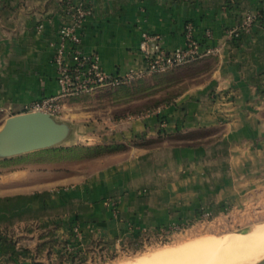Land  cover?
Returning <instances> with one entry per match:
<instances>
[{"label":"crops","instance_id":"1","mask_svg":"<svg viewBox=\"0 0 264 264\" xmlns=\"http://www.w3.org/2000/svg\"><path fill=\"white\" fill-rule=\"evenodd\" d=\"M73 1L91 11L78 30L83 54H98L111 73L142 66L146 32L171 50L185 44L192 24L203 46L221 51L184 66L198 68L188 72L191 83L171 102L144 114L85 121L74 139L119 145L94 157L88 174L62 173L60 164L46 169L32 157L40 150L0 158V233L56 222L58 232L77 228L74 240L83 245L94 239L121 245L155 235L162 225L191 224L206 210L221 214L262 198L264 17L238 39L228 31L247 12L264 10V0ZM64 5L0 0L5 118L59 92L53 57ZM83 95L66 98L62 109H76L73 100Z\"/></svg>","mask_w":264,"mask_h":264},{"label":"rangeland","instance_id":"2","mask_svg":"<svg viewBox=\"0 0 264 264\" xmlns=\"http://www.w3.org/2000/svg\"><path fill=\"white\" fill-rule=\"evenodd\" d=\"M184 66L166 72L147 75L132 83L120 85L118 86L119 88L115 90L112 88L100 89L90 94H84L78 99H74L73 105H79L76 109H60L56 114H52L59 120H64L73 124L74 130L71 137L60 145L33 153L34 155L32 157L36 158L34 161L38 162L40 165L43 164L46 169L56 167L60 164L62 173L65 172V174L68 173V175L69 173H72L73 176L78 174V178L81 174L90 173L95 164L94 159L97 157H91L86 154L85 151L76 152L79 150L73 152L61 149V152L58 153V150H52V148L59 146L70 148L76 145L88 146L89 144L86 143L87 141H85L84 137H78L77 139H74V137L79 128H81L80 130H84L85 121H88L89 118H96L100 121L110 116L126 117L130 115L144 114L167 103L168 100H172L188 87L189 83H191L192 80L187 78L189 77L188 72L192 71L193 68H198H185ZM198 80L199 79L196 81ZM72 117L78 118L79 120H76V122L74 121V124L73 121H71ZM6 119L7 118H5L2 112H0V128ZM97 132L99 133V130ZM97 144L101 143H93L92 145ZM259 194L261 193L259 192ZM260 196H262V198L256 197L254 198L255 200H252V203L241 204L237 206V208H234L235 206L226 208L221 214L210 213L208 216H203L202 213L198 218L193 220L191 224H188L181 230H175L170 233H156L152 236L150 234H145L144 237L132 241L127 240L121 245L118 243L117 245L109 246L104 243L103 251L100 250V247H97V250L92 251L93 253H89L85 262L82 263L160 264V261L162 260L163 264L167 262V264H169L171 262L169 258L173 260V263L175 262L174 258H176V264L180 259L181 264H189V261H191L192 264H199L200 260L202 261L203 258L202 264H204V262L205 264H208L209 258L211 259V257H209L210 255L204 257V253L198 252L200 250H196V246H194L195 248H190L191 252H193V249L195 251L191 254V260L190 255H187L189 260H186L187 256L184 254V257L182 252L187 253V251H185L187 248L185 250L184 248L188 245H195V242H197L196 245L199 246V240H208L212 239V237L217 239L218 242L219 240L224 242L227 240H237L247 233L246 231L263 226L264 192ZM249 199L250 198L247 200ZM57 224L58 223L56 222L46 225L34 223L30 226L31 232H19V230L16 229L9 230L7 233L10 236H14V239H19V243L16 247L13 245H11V247L16 249L22 243L28 245L33 251H35L39 246L40 251L38 252V255L40 256L38 257L39 259H36L40 261L42 260L45 264L56 263L58 261L56 254L52 252L51 255H49L48 248L56 251L60 248V245H54L52 240L49 237L45 238L44 235L46 234L45 232H54L53 229H55ZM5 233L6 232H2V234ZM88 245L84 247H87ZM187 250L189 252V249ZM179 251H181L180 255L182 253V256H180L181 258L174 257ZM175 252L176 254L174 255ZM196 252L198 254H196ZM198 255L200 257H197ZM49 256H51V258ZM84 256L86 255L84 254ZM182 257L185 258H183L185 261ZM192 258L194 260H192ZM27 259L28 261L30 260V258ZM158 259L159 261L157 262ZM164 260L166 262H164ZM209 261V264H212L211 260ZM172 262L170 264H172ZM180 262L178 264H180ZM245 263L250 264L249 261L244 263L241 262V264Z\"/></svg>","mask_w":264,"mask_h":264},{"label":"built area","instance_id":"3","mask_svg":"<svg viewBox=\"0 0 264 264\" xmlns=\"http://www.w3.org/2000/svg\"><path fill=\"white\" fill-rule=\"evenodd\" d=\"M66 20L58 30V41L53 61L57 70L60 90L57 94L34 101L24 112L43 111L56 114L62 109L64 100L72 95L90 94L105 87H115L132 83L147 75L166 72L184 66L194 61L214 56L220 53L221 46L207 45L195 36L194 26L188 24L185 29V44L174 49L163 48L157 41V36L143 33L140 47L144 62L140 67H131L121 73H111L103 68L98 54H83L81 35L78 32L90 9L79 1L68 0L64 5ZM260 15L247 12L244 21L238 27L228 31L231 39H238L242 32L249 30ZM208 35L211 33L208 31ZM210 212L204 211L203 216ZM187 224L171 223L162 225L158 233L181 230ZM78 232V229H74Z\"/></svg>","mask_w":264,"mask_h":264},{"label":"trees","instance_id":"4","mask_svg":"<svg viewBox=\"0 0 264 264\" xmlns=\"http://www.w3.org/2000/svg\"><path fill=\"white\" fill-rule=\"evenodd\" d=\"M65 4L67 0H64ZM260 15L259 18L264 17V10L258 13ZM177 97V96H176ZM175 98V97H174ZM173 98V99H174ZM172 99V100H173ZM172 100H168L167 103ZM166 104V103H165ZM164 105V104H163ZM139 113V112H138ZM119 148L118 144L113 145H80L73 146L70 148H66L59 146L52 148V150H58L57 152H61V149L70 150V151H85L91 157H98L106 152L117 150ZM60 224H57L54 232H45V238L49 237L54 245L59 244L60 248L55 250H51L48 248V254L51 255L52 252L56 254L57 262L50 264H84L85 260L88 257L89 253H93L92 251H96L97 247L101 248L103 251L104 242L102 239L92 240L91 243L87 246L81 244L80 242L74 240L77 237L78 232L74 231V227H71L70 232H58ZM19 243V239H14V236H10L7 232L5 234L0 233V264H45L38 257V252L40 251V247L38 246L35 251H33L28 245L20 244L18 248H13L11 245L15 246ZM2 244V245H1ZM4 245V246H3ZM6 245V246H5ZM8 246V247H7ZM27 253V254H26ZM54 254V255H55ZM84 254L86 256H84ZM51 258V256H49ZM27 258H30L28 261ZM37 258V259H36Z\"/></svg>","mask_w":264,"mask_h":264},{"label":"water","instance_id":"5","mask_svg":"<svg viewBox=\"0 0 264 264\" xmlns=\"http://www.w3.org/2000/svg\"><path fill=\"white\" fill-rule=\"evenodd\" d=\"M72 123L43 111L9 116L0 128V158L42 150L67 141ZM254 264H264V258Z\"/></svg>","mask_w":264,"mask_h":264},{"label":"bare ground","instance_id":"6","mask_svg":"<svg viewBox=\"0 0 264 264\" xmlns=\"http://www.w3.org/2000/svg\"><path fill=\"white\" fill-rule=\"evenodd\" d=\"M246 232L247 233L242 235V237L237 239V240H230V241L227 240L225 242L219 240L220 243L214 237H212V239H208V240L202 239V240L198 241L199 246H197L196 245L197 242H195L196 243L195 245L194 244L188 245L184 248V250L187 248V249H189V252L187 249L185 251H187V253H190L191 252L190 248H195L194 246H196V248H197L196 250H200L198 252L204 253V255H205L204 257H206V255H210L209 257H211V259L209 257H207V258H209V260H211L212 264H233V263L234 264H237V263L241 264V262L244 263L246 261L247 262L249 261L250 264H254L257 261L264 258V225L257 227L256 229L246 231ZM181 251H183V250H181ZM181 251H179L177 254L175 252L174 255L175 254L176 255L179 254V255L178 256L175 255L174 257H180V256H182V253H183V256H184V254L186 256L190 255V260H191V254L195 252L193 249L192 250L193 252H191L190 254H187L186 252H182L180 255ZM196 254H198V253L196 252ZM170 255H172V254H170ZM188 256L186 257V260H189ZM192 256H194V255H192ZM184 257H182V259ZM197 257H200V256L198 255ZM193 258H192V260L195 259V258L194 259ZM207 258H206V260H207ZM169 259L171 262L173 261V260H171V258H169ZM174 259H175V262L174 263L172 262V264H176L177 259L176 258H174ZM180 260L177 261V264L180 262ZM209 260H208V262L210 263ZM158 261H159V259L157 260V262ZM202 261H203V258H202ZM202 261L200 260L201 263L199 262V264H202ZM164 262H166V261L164 260ZM186 262H188V261H186ZM189 262H190L189 264H192L191 261H189ZM153 263H155V262H153ZM167 263H165V264H167ZM157 264H159V263H157ZM160 264H163L162 260L160 261ZM180 264H181V262H180ZM184 264H187V263H184ZM204 264H205V262H204ZM245 264H247V263H245Z\"/></svg>","mask_w":264,"mask_h":264}]
</instances>
